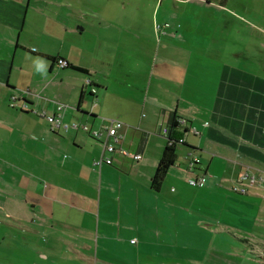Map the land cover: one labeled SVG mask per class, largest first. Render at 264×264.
Returning <instances> with one entry per match:
<instances>
[{"label":"crops","instance_id":"obj_1","mask_svg":"<svg viewBox=\"0 0 264 264\" xmlns=\"http://www.w3.org/2000/svg\"><path fill=\"white\" fill-rule=\"evenodd\" d=\"M63 2L0 0V264H183L184 232L171 224L177 219L183 225L184 215L169 207L184 201L188 186L196 189L193 202L216 190L232 199L227 192L242 172L264 175V76L233 63L248 58L244 53L212 47L217 42L227 48L232 18L225 17L223 2L197 0L212 18L194 24L173 11L160 25L151 21L152 69L140 87L132 81L111 86L107 69L74 62L59 38L27 29L45 12L57 15ZM206 21L211 29L195 28ZM58 23L72 32L68 18ZM130 37L139 40L138 34ZM32 40L36 45L28 46ZM199 41L210 43L211 53L203 54ZM38 56L55 58L47 62L46 77L39 73L43 65L39 72L34 66ZM58 59L71 66L61 68ZM13 93L22 98L10 107ZM59 102L67 106L64 123L98 129L102 119L122 121V145L141 160L115 153L112 165L94 166L101 154L97 140L81 130H51L44 117L30 113L55 114ZM173 113L188 121L189 131L175 130L184 147L159 194L150 179L166 145L161 130ZM193 158L199 164L189 168ZM197 177L204 178L202 186L188 183ZM260 189L247 194L260 195ZM146 210L159 219L156 224L145 222Z\"/></svg>","mask_w":264,"mask_h":264},{"label":"rangeland","instance_id":"obj_2","mask_svg":"<svg viewBox=\"0 0 264 264\" xmlns=\"http://www.w3.org/2000/svg\"><path fill=\"white\" fill-rule=\"evenodd\" d=\"M190 1L193 2L186 4L185 0H64L57 8V15L45 12L46 17L40 18V22L34 21L30 25L32 27L27 29L37 30L42 36L51 34L59 38L64 43L60 49L70 55L74 62L88 64L98 70L107 69L111 86L116 82L132 81L140 87L146 72L150 67L152 69L154 64H151L150 60V44L153 45L152 42L149 44L152 41L151 21L160 25L173 11L181 18L190 19L194 24L196 20L212 18L196 7L198 5L194 2L197 0ZM210 1L223 2L228 11L225 17L232 18V30L228 37L231 42L227 48L222 49V43L217 42L213 43L212 47L216 46V50L220 52L244 53L248 58L231 59L233 63L244 66L254 75L264 76V0ZM209 13L214 12L209 10ZM63 18L71 21V33L66 34L62 31L64 27L59 26L58 22ZM86 18L87 21H84ZM100 21L104 22L101 26H109L101 29ZM195 28L207 31L211 29V25L206 21ZM217 28L221 30V24ZM133 34H138L139 40L130 37ZM36 42L32 40L26 44L33 46ZM51 42L50 39L49 45ZM143 42L146 43L144 49ZM199 44L198 48L203 54L211 53L210 43L199 41ZM42 59L51 63V59ZM206 59L204 55L202 60ZM126 71L129 72L120 73ZM128 76H131V80H127L130 78ZM61 103L65 104L59 102ZM30 110L33 116H41L37 109ZM183 147L178 144L176 153ZM180 160H184L183 156ZM188 187L184 193V201L181 200L175 209L169 207V211L175 210L184 215L183 225L178 224L177 219L171 224L176 231L184 232L186 245L179 252L181 262L264 264V189L259 190L260 195L253 196L227 192L233 196L232 199H225L222 196L225 192L216 190L214 194L193 202V191L196 189ZM246 197H250L251 201L242 202ZM145 213L147 224L152 225L159 221L155 214L151 216L148 210Z\"/></svg>","mask_w":264,"mask_h":264},{"label":"built area","instance_id":"obj_3","mask_svg":"<svg viewBox=\"0 0 264 264\" xmlns=\"http://www.w3.org/2000/svg\"><path fill=\"white\" fill-rule=\"evenodd\" d=\"M164 27H168V24L163 25ZM161 27L157 25V29H160ZM57 64L61 67H67V61L63 59H58ZM90 85L89 79L85 81V86ZM27 93V91H25ZM91 92L94 93L95 89L91 88ZM22 93L17 94L13 93L10 97V107H15V101L19 98H22ZM22 109H27L26 105L21 106ZM67 109V106L64 104H58L56 107V113L55 114H45L44 112H40L39 114L43 116L46 121L48 122L51 130H63L68 131L70 129L74 130H81L83 132L88 133L93 139L97 140L101 145V154L100 156L94 160L93 165L97 167H101V165H112L113 164V155L115 153L128 157L132 159L133 161H139L142 158V155L140 153L132 152L125 148L122 145V139L123 135L121 133V129L125 126V124L117 119L114 118H106L102 119L101 126L98 129H93L89 127L85 123L80 122H73L71 124L64 123L63 117H64V111ZM178 124L182 127H187V121L185 119H177ZM193 134H197L195 128L190 129ZM189 131V130H188ZM162 134L167 137L168 129L163 128L161 130ZM184 140L183 138H179L177 143H182ZM166 142L168 145H171L173 143V140H167ZM199 164L198 158H193L189 162V168H193L196 165ZM203 177H197L195 179H191L188 181V183L192 186H202L204 183ZM258 186H264V175H258L254 173H250L248 171L242 172L235 181L232 182L230 186V190L237 194H247L249 189L256 188ZM134 242L135 240H131Z\"/></svg>","mask_w":264,"mask_h":264},{"label":"trees","instance_id":"obj_4","mask_svg":"<svg viewBox=\"0 0 264 264\" xmlns=\"http://www.w3.org/2000/svg\"><path fill=\"white\" fill-rule=\"evenodd\" d=\"M50 58L52 61L55 60L54 57H48ZM68 67H70L71 65H69V63L67 64ZM75 70L83 72L81 69L76 68ZM83 97V93L81 92V95L79 97V104L82 100ZM179 117H177L175 115V113H173L171 115V119L169 121L168 124V134L166 139L167 140H173V143L171 145H168V143L166 142V145L163 149L162 155L159 159L158 165L155 169L154 174L152 175L151 179H150V185L151 188L158 192L160 191V188L163 184V181L168 173V170L171 166H173L175 164V161L177 160V155H176V145L178 144V139L179 137H176L175 134V130L180 127V125L178 124V119ZM188 123V121H187ZM188 131V129L186 127H184V132ZM183 143V142H182ZM197 166V165H196Z\"/></svg>","mask_w":264,"mask_h":264},{"label":"clouds","instance_id":"obj_5","mask_svg":"<svg viewBox=\"0 0 264 264\" xmlns=\"http://www.w3.org/2000/svg\"><path fill=\"white\" fill-rule=\"evenodd\" d=\"M33 63H34V66H35V68H36V71L37 72H39V67L41 66V65H43V67H44V71L43 72H39L42 76H47V62L46 61H44L42 58H40V57H36V58H34V60H33Z\"/></svg>","mask_w":264,"mask_h":264}]
</instances>
